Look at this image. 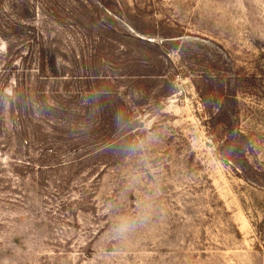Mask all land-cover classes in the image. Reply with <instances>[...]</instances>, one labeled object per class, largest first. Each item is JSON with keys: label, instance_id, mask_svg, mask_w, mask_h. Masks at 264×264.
<instances>
[{"label": "rangeland", "instance_id": "rangeland-1", "mask_svg": "<svg viewBox=\"0 0 264 264\" xmlns=\"http://www.w3.org/2000/svg\"><path fill=\"white\" fill-rule=\"evenodd\" d=\"M99 1L0 80V264H264V0Z\"/></svg>", "mask_w": 264, "mask_h": 264}, {"label": "trees", "instance_id": "trees-1", "mask_svg": "<svg viewBox=\"0 0 264 264\" xmlns=\"http://www.w3.org/2000/svg\"><path fill=\"white\" fill-rule=\"evenodd\" d=\"M97 1L100 3L99 0ZM81 4H83V2H81ZM37 5L39 6V12L37 11ZM72 5L73 0H0V43L4 42L6 47L5 51L0 47V80L4 77H6V79L13 77L14 79V89L10 92L4 91L2 94V97L6 98L12 105L15 103L14 100H17L18 103L21 104L20 101L24 99L23 96L25 91H27L28 87L32 86V82L24 78L29 75L32 77L35 74H29L33 69L32 66L23 65L20 68L17 67L15 71L16 64L12 67L11 63H15L19 57L23 56L21 54L23 47H35L37 45L43 49L45 44L51 43L48 38L54 33L57 26L59 29L62 28L60 24L61 20L70 18L77 22L85 15V13H83L75 17V12L71 11ZM82 7L85 8V5L83 4ZM39 15H42V20H38ZM86 17L87 16H85V18ZM84 19H81V21ZM40 39L44 40L40 41ZM138 40L144 44H151L154 42L142 38ZM154 44L160 48L166 45L164 41H162V43L155 42ZM2 61L3 63L5 62L4 65L1 63ZM162 71V67L159 66L154 71L156 73L142 74V76L147 75L149 78L154 76L163 77ZM102 72L101 69L96 68L89 72V75L84 76L86 78L94 77L101 83L102 79L105 81L108 78V75ZM119 75L135 76L131 73ZM53 76L57 75L53 74ZM39 78L42 82H45L43 80L52 78V76L41 74ZM4 86L5 84H3L2 89L6 88ZM98 92H103L104 97H108L107 94L111 93L110 91L101 89L98 90ZM54 104L53 102L52 106ZM112 142L113 140H110V143Z\"/></svg>", "mask_w": 264, "mask_h": 264}]
</instances>
